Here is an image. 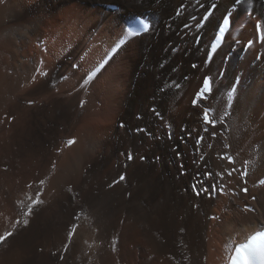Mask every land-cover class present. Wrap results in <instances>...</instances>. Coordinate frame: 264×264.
Returning <instances> with one entry per match:
<instances>
[{
	"label": "bare ground",
	"instance_id": "6f19581e",
	"mask_svg": "<svg viewBox=\"0 0 264 264\" xmlns=\"http://www.w3.org/2000/svg\"><path fill=\"white\" fill-rule=\"evenodd\" d=\"M110 1L0 0V118L27 128L0 120V264H227L264 228V0Z\"/></svg>",
	"mask_w": 264,
	"mask_h": 264
},
{
	"label": "rangeland",
	"instance_id": "374dc122",
	"mask_svg": "<svg viewBox=\"0 0 264 264\" xmlns=\"http://www.w3.org/2000/svg\"><path fill=\"white\" fill-rule=\"evenodd\" d=\"M112 3H116V4H118V5H120V7H121V4L119 3V1L118 0H112V1H110V4H112ZM70 7V5H66L65 7H64V10L65 9H68L69 7ZM104 7H105V9L107 10H109L111 13H113V12H115V11H117V10H112V9H110L109 8V6H108V4L106 3V4H104ZM144 14V13H143ZM229 14H231V13H229ZM142 15V14H141ZM233 15V14H232ZM233 17V20H234V24L236 25L237 24V22H238V19H235L234 18V16H231V18ZM56 21H59V22H61V20H56ZM100 27L101 26H99L97 29H94V31H93V33H97L98 31H99V29H100ZM54 30V29H53ZM45 38V37H44ZM35 45V47H36V49H39V48H41L44 52H48L47 51V48H48V46L46 45V41L45 40H43L42 42H40V43H37V44H34ZM42 46V47H41ZM245 46H247V48L248 47H250L251 46V42L250 41H247L246 43H245ZM54 51H55V47L53 48V50H51V52L52 53H54ZM61 51V50H60ZM58 53H60V52H58ZM34 54H35V51H34ZM97 59V56H90V52L88 51V52H86V53H84V55H82L81 57H80V60H81V62H82V66H81V64L80 65H76V68H74V70L78 73L79 71H80V69L81 68H83V70L81 71V73L80 74H82V76H83V73H84V68H86V67H88V65H90L93 61H95ZM84 65V66H83ZM73 67V66H72ZM71 67V69H73ZM96 71H98V70H96ZM66 79H68V76L67 77H63V78H61L60 79V83H65L67 80ZM66 80V81H65ZM234 89H237L236 87L234 88ZM34 102V103H33ZM82 102V101H81ZM81 102H80V104H81ZM10 104V103H9ZM12 106V105H11ZM22 110H24V111H26V109H29V108H33V107H35V100L34 99H32V100H27V99H23L22 100ZM24 108V109H23ZM7 110V111H6ZM9 110H10V108H9ZM9 110L7 109V108H5V113H4V111H3V115H2V117L0 118V120H1V125H2V127L4 126V127H6L7 126V129H12V128H16V129H18L17 131H16V139L18 140V142H19V140H20V137H21V135H22V137H24V135L26 134V132H25V130L27 129L26 127H24L22 124H25L24 123V119L20 116V115H18V111L16 112V110L15 111H12V110H10V112H9ZM7 112V113H6ZM10 115V116H9ZM17 118V119H16ZM22 118V119H21ZM16 119V120H15ZM17 121V122H16ZM8 122V123H7ZM126 123L125 121H122V123ZM8 124V125H7ZM17 126V127H16ZM9 127V128H8ZM120 127H122L121 125H120ZM23 128H24V130H23ZM23 130V131H22ZM71 130V128H69L68 129V131H70ZM23 132V133H22ZM200 135H202V134H200ZM73 135H70V136H67L65 139H67V138H70V137H72ZM215 138H217V133H215L214 135H213ZM12 139H9V143H11V142H13L14 143V140H12ZM13 143H11V145L10 146H12V147H14V144ZM68 147H70L69 145H68V143L66 144ZM60 146V147H59ZM65 146V142H64V139L62 140V139H60L59 140V143H57L56 144V146H55V151H60V149L62 148V147H64ZM224 154H227V153H224ZM233 155V154H232ZM220 158H221V156H220ZM2 160L4 161V159L2 158ZM7 162V161H6ZM232 162V161H231ZM1 165V167H3V165L2 164H0ZM8 171V170H7ZM229 175L230 176H232V172L231 173H229ZM225 193H226V191L225 190H223V191H220V194H222V195H225ZM243 209H245L246 210V208H243ZM250 209H252V208H250ZM212 217H214V216H212Z\"/></svg>",
	"mask_w": 264,
	"mask_h": 264
},
{
	"label": "snow or ice",
	"instance_id": "6c2138e0",
	"mask_svg": "<svg viewBox=\"0 0 264 264\" xmlns=\"http://www.w3.org/2000/svg\"><path fill=\"white\" fill-rule=\"evenodd\" d=\"M144 27L147 28V25H145ZM259 27H260V25L257 24V29H259ZM194 67H195V65H194ZM209 79H210V78H208V77H206V78L204 79V82H203V90H204V91H207V89H208V86H209ZM192 103H193V106H195L196 103H197V101L194 99ZM203 120H204L205 123H214V121L210 119V117H209L207 111H205V112L203 113ZM129 159H131V157H129ZM122 179H123V177H121V180H122ZM194 187H195V186H194ZM245 191H246V189H245ZM197 194H198V193H197ZM25 223L27 224V221H26ZM7 235H11V234H10V233H7V234H5V236H0V241H3V240L6 238Z\"/></svg>",
	"mask_w": 264,
	"mask_h": 264
}]
</instances>
